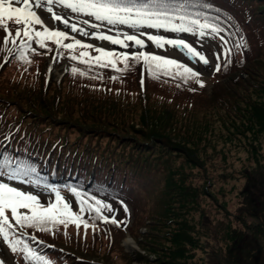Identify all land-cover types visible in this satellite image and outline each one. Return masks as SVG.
<instances>
[{"label":"trees","instance_id":"trees-1","mask_svg":"<svg viewBox=\"0 0 264 264\" xmlns=\"http://www.w3.org/2000/svg\"><path fill=\"white\" fill-rule=\"evenodd\" d=\"M172 4L183 5L186 14L194 18L206 16L219 23L227 30L224 33L230 41L243 36L247 42V47L242 48L243 58L232 60L226 69L228 77L216 82L209 94L194 80L184 83L163 74L154 78L142 62L133 63L134 67L127 71L116 72L71 60L65 49L56 53H63L58 63L63 58L69 61V71L55 79L46 57L54 56L55 46L50 43L40 49L36 45V52L25 53L31 61L25 63L19 59L18 44L9 42L5 46L4 37H0V162L30 164L36 172L20 178L32 179L34 183L64 190L75 188L87 198L97 191L111 196L119 205L133 201L131 235L151 254L158 251L153 248L157 247L154 238L169 235L167 228L179 221L181 215L177 212L181 205L189 210L196 196L189 192L188 186L180 184L178 206L163 203L166 215L151 208L152 197L146 196L157 193L150 191L144 180L158 165L157 161L147 160L154 152L152 147L155 149L157 144L184 151L186 146L172 142L166 130L176 128L185 119L195 123L193 116L200 110L201 122L206 125L211 122L205 120H216L229 128L241 120L247 137L242 143L251 146L255 165L247 169L246 185L240 190L242 199L235 215L239 225L230 221L227 231H221L225 244L217 246L219 250L214 251L217 258L213 262L207 260L206 264H264V163L258 147L259 136H264V99L257 95L264 94V0H172ZM227 14L235 19L229 22ZM242 27L246 32H242ZM228 32L232 35L228 36ZM5 34L3 31L2 35ZM33 45L34 42L32 48ZM73 67L79 69L75 74L71 71ZM242 72L247 76L243 77ZM113 76L117 79H111ZM136 111L141 113L145 125L138 132L143 141H135L138 147L130 149L122 143L123 139L132 138L128 134H122L119 144L105 147L87 136L103 131V124L111 115ZM153 117L157 125L150 127ZM2 170L10 173L7 168ZM91 214L92 237L90 233L82 236L81 228H76V235L68 227H55L49 232L29 228L25 230L30 236L15 231L14 237L27 242L37 256L50 258L54 264H117L119 260L126 264L135 260L145 264H202L187 253L193 236L185 219L181 228L185 239L175 232L171 235L174 248L169 257L158 256L159 260L153 262L147 254L136 256L124 248L122 241L127 231L123 227L94 219L96 214ZM206 216L203 210L201 224ZM216 236L220 238V231H216ZM202 237V233L197 234L196 249L202 247ZM28 260L30 264H43L36 258Z\"/></svg>","mask_w":264,"mask_h":264},{"label":"rangeland","instance_id":"rangeland-1","mask_svg":"<svg viewBox=\"0 0 264 264\" xmlns=\"http://www.w3.org/2000/svg\"><path fill=\"white\" fill-rule=\"evenodd\" d=\"M47 7L48 5H43L45 10ZM52 7L53 10L58 14L69 19L70 22H75L80 26L85 27L89 32L101 31L106 34L114 35H118L120 33L136 35L150 33L168 38H184L188 42L193 43L194 46H197L198 48L202 47L207 58L212 62L213 66L215 65L216 61L212 56V52L214 50V46L219 44L218 37H213L211 35L197 37L190 33L172 32L168 29L152 28L148 25L120 23L109 24L107 21L96 20L94 16H91L88 13L72 12L70 9L65 8L59 3H54ZM36 10L49 28L55 27L67 31L61 22L50 19V13H46V11L42 12L39 9ZM226 19L231 22L235 18L231 17L230 14H227ZM84 21H88L89 24L100 25V27L99 29L91 28L89 27V24H85ZM8 26L14 35L16 26L11 22H8ZM242 28V32H246L243 31L245 28ZM3 31V29H0L1 38L5 36L2 35ZM221 34L226 36V33ZM72 35L76 36L77 39H81L83 42L97 47H104L108 50L115 49L118 52H130L137 50L134 48L123 49L119 45H111L109 42L100 41L98 39L92 38L91 36L84 37L78 33H74ZM141 38L147 40L146 36H141ZM241 38H243V40ZM197 41L200 43H197ZM243 41H245L243 36H235V42L230 41L228 44V47L232 50V60L243 58V47L238 48L236 46L237 44H242ZM65 42L67 43L70 41ZM50 43L55 46L53 42L46 41L47 45ZM147 45L148 46L146 48L139 50L176 59L190 67H193L194 70L201 72L202 75L200 76V79L204 82L203 90L205 89L206 93L208 94L211 92L212 87L216 82L225 80L228 77L227 70L222 69L220 72L214 73L211 68L205 69L201 64L190 62L186 56L174 48H169L166 46L165 49H158L150 41L147 42ZM36 47V44L33 45L34 49ZM79 51L80 49H77L75 54L79 55ZM89 51L92 56L97 55L94 50ZM65 53L69 55L68 50H65ZM46 57L48 60L50 59L48 63L49 67L51 68V72L55 75V79L62 76L64 73H67L70 63L66 58H63L62 61L58 63V56L54 58L52 55H46ZM133 63L134 62L131 60L129 61V68L134 67ZM14 66L17 67V64L14 63ZM118 66L123 67L122 64ZM92 67L97 66L93 65ZM242 76L246 77V72H242ZM257 95L259 98L264 99V94L260 96L258 92ZM75 115H79L78 110L76 111ZM202 116L203 113L200 110V112H197V114L193 116V119L196 121L195 123L192 121L190 122L189 119H185L186 122L177 125L176 128H168L166 130V132L169 134V138L172 139V142L177 145L184 144V146H186V149H183L184 151H182V148H180L181 151H174L175 149L173 147H163L156 144L155 149L152 147L154 151L153 154L147 157L149 162L157 161L158 163L157 167L153 168V173L149 172L150 176L146 177L144 180L150 191L154 190V192L157 193L156 196H146L148 199L152 197L151 208L155 207L157 212L166 215L165 208L162 206L163 203H171L178 206L180 204L178 185L180 184H185L188 186L189 192L196 195L192 199L194 200V203L188 206L190 208L189 210H187V208H183L181 205L180 210L177 212L179 215H181V217L177 223H172V227L167 228L169 230V235L166 234L163 236H156L154 238L157 247L153 248H156L158 250L157 252L149 254L148 252L144 251L140 244L137 243V241L131 235V227L134 222L133 201L131 204L129 200H126L125 205H119L117 201L111 198V196L101 194L97 191L93 192L97 199L102 200L104 203L110 204L112 207V212H109L107 209H103V216H114L117 221L127 222L126 227H121L127 231L126 237L123 238L122 245L128 252L133 253L136 256L138 253L147 254L150 260H159L157 259L158 256L159 258L161 257L162 259H167L169 257L170 250L174 248V238L171 235L175 234L176 232V234H179V236H182L183 239H185V236L181 232L183 219H185L188 222V228L193 236V239H191L190 243L187 245L188 247H191L187 248V253L194 255L195 261H201L202 264H206L208 263L207 260L209 262H213L214 259L217 258L214 251L219 250L217 246L224 243V241L221 239V231H227V226L229 225L230 221L233 222V225H239V223L235 220V215L238 213V207L242 199L240 196V190L246 185V173L248 172L247 169H251L255 165L253 162L254 159L252 158L251 146L248 147L242 143L247 141L246 133L244 132L245 127L241 125V120L238 121L236 126H230L229 128L222 126L216 120H205L211 122L210 125H206V123L201 122L203 119ZM143 122L144 118L142 119L141 113L139 111L132 113L126 112L122 115H111L108 122H99L100 124L104 123L103 131L91 132L87 136L105 147L108 145H114L115 143L119 144L122 134H128L132 138L129 140L123 139L122 143H125L127 148L132 149L139 146L135 141H143L142 137H140L138 133L142 132L145 128ZM152 125H157V119L155 117H153L152 121L149 123L150 127H153ZM199 128H205V130L200 132ZM76 132H78V130H76ZM258 147L262 154V161L264 163L263 135L259 136ZM11 175H13V173H3L0 175V182L8 183L11 186L18 187L20 190L28 191L38 195L41 203H44L45 205L50 200L54 201L55 193L51 191V189L54 187L34 183V181L29 178L18 177L11 179ZM134 181L138 180L134 179ZM58 190H60L61 194L66 197L67 201L72 206L73 211H78L79 199L77 195L69 191V189ZM124 206L127 207V212L124 211ZM203 210L206 211L207 216L204 219L205 223L201 224L200 216ZM81 215L82 218L88 223L87 229H85L83 223L80 224L79 228H81V234L82 236H86L87 233H90L89 237H92L91 228L89 229L90 223H93L91 218L92 214L91 212L86 211ZM67 227L70 228L71 232H75L77 228L76 224L72 222H69ZM67 227L62 225L56 226L57 229H64ZM216 231H220V238H217V236L215 237ZM196 232L198 236L201 233L203 234L202 247L197 249L196 244L199 243H196ZM220 239L222 242H219ZM224 239L225 241L228 240L227 238ZM128 244L131 245L129 246ZM20 247L22 248V246ZM204 252L205 256L202 255ZM0 260L4 261L5 264H30V261L24 258L22 252L13 254L2 244H0ZM155 260L153 262H155ZM117 264L126 263L123 260H119ZM132 264L145 263L135 260Z\"/></svg>","mask_w":264,"mask_h":264},{"label":"snow or ice","instance_id":"snow-or-ice-1","mask_svg":"<svg viewBox=\"0 0 264 264\" xmlns=\"http://www.w3.org/2000/svg\"><path fill=\"white\" fill-rule=\"evenodd\" d=\"M54 3H59L72 12L88 13L94 16L96 20L107 21L109 24L148 25L152 28H163L172 32L190 33L197 37H204L205 35L218 37L219 44L214 46L212 52V56L216 61L215 65L213 66L207 58L202 47L198 48L184 38H168L150 33L140 35L120 33L114 35L101 31L89 32L85 27L70 22L69 19L54 11L52 7ZM44 4L48 5L46 10L43 8ZM36 9L50 13V19L61 22L67 31L55 27L49 28ZM8 22L16 26L14 36L9 29ZM84 23L89 24L88 21H84ZM89 27L99 29L100 25L89 24ZM0 29H3L6 33L3 38L5 46L9 42L13 45H17V41L19 42V59L25 63H31L25 53L29 50L36 52V49L31 47L33 42L40 49H45L48 47L46 41H51L58 50H68L69 59L79 60L81 63L89 65V67L95 65L121 72L128 70L129 61L131 60L134 63L142 62L149 72L154 74V78H159L157 74H163L164 76L180 79L184 83L194 80L200 87H204V82L200 79L202 73L194 70L193 67L176 59L139 49L146 48L148 41L158 49H165L166 46L174 48L186 56L190 62L201 64L205 69L211 68L214 73H218L222 69L226 70L232 64V50L228 47L230 41L225 35L221 34L227 30L221 27L219 23L207 19L206 16L201 20L186 14L184 6L173 5L172 0H0ZM74 33L84 37L91 36L100 41L109 42L111 45H119L123 49L134 48L137 50L130 52H118L115 49L108 50L104 47H97L83 42L72 35ZM231 35L232 33L228 32V36ZM141 36H146L147 40L141 38ZM241 39L243 40V38ZM65 41L70 42L66 43ZM197 43L200 42L197 41ZM236 46L246 48L247 42L243 41V44H237ZM77 49H80L79 55L75 54ZM89 50H94L97 55L92 56ZM57 56L62 58L63 53L58 51ZM120 64L123 65L122 68L118 66ZM71 71L75 74L79 69L73 67ZM80 74L85 73L81 72ZM111 79L115 80L117 77L113 76ZM0 168H7L10 173H13L10 176L11 179L29 177L36 172V169L30 164L11 160L0 162ZM2 174L0 173V175ZM51 191L55 193L54 201L50 200L45 205L41 203L38 195L20 190L8 183L0 182V244L10 250L11 253L22 252L24 258H36L42 260L43 264H54L50 258L37 256L27 242H22L19 237H14L15 231L31 228L49 232L57 225L67 227L69 222L75 223L77 228L83 223L85 229H87L88 223L81 215L86 211L94 212L96 214L94 219L112 223L117 227L127 226L126 221H117L114 216H103L102 210L107 209L112 212V207L95 196L87 198L81 196L77 189H69V191L80 197L78 211H73L72 206L60 190L52 188ZM124 211L127 212L126 206H124ZM32 239H36V237L33 236ZM21 245H23L22 248ZM0 264H5V262L0 260Z\"/></svg>","mask_w":264,"mask_h":264},{"label":"bare ground","instance_id":"bare-ground-1","mask_svg":"<svg viewBox=\"0 0 264 264\" xmlns=\"http://www.w3.org/2000/svg\"><path fill=\"white\" fill-rule=\"evenodd\" d=\"M131 242H132V240H131ZM129 246L131 245V244H128Z\"/></svg>","mask_w":264,"mask_h":264}]
</instances>
